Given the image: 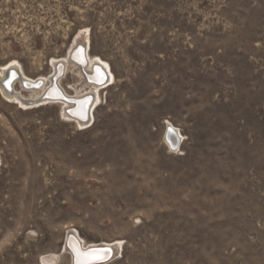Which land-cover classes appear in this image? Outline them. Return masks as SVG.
Segmentation results:
<instances>
[{
    "label": "rangeland",
    "instance_id": "obj_1",
    "mask_svg": "<svg viewBox=\"0 0 264 264\" xmlns=\"http://www.w3.org/2000/svg\"><path fill=\"white\" fill-rule=\"evenodd\" d=\"M88 54L86 129L0 94V264H264V0H0V69L74 97Z\"/></svg>",
    "mask_w": 264,
    "mask_h": 264
},
{
    "label": "bare ground",
    "instance_id": "obj_2",
    "mask_svg": "<svg viewBox=\"0 0 264 264\" xmlns=\"http://www.w3.org/2000/svg\"><path fill=\"white\" fill-rule=\"evenodd\" d=\"M78 50L75 53L74 60L79 62L81 66L85 68V65L80 61V51ZM88 61L90 67L89 69H85V71L87 72L91 70L92 65L95 64V69H97L98 74L101 76V81L95 80L93 77H90V79L92 80L91 82L98 85L89 86L86 83V85H88L91 90L86 94L72 97L65 91H60V89H58L57 84L59 83L60 78L58 76V73H61L67 67V63L62 61L54 62V73H52L53 75H51L50 77H39L37 79L28 77L24 73L20 64L16 62H10L8 65L0 69V94L8 102L20 104L25 109L37 108L42 106L41 104H45L48 102L63 103L67 105L66 109L69 110L67 114L70 117L76 119L81 125L80 127H82V129H86L94 119V109L97 106V102L99 101L98 94L101 89H104L101 85H103L104 87L107 85L110 86L114 78L110 66L107 63L103 62L101 59L97 57L91 58L88 54ZM50 85L54 87H52V89H49ZM17 86H20V89H22V91H30L35 93V96L26 97L22 91L17 89ZM166 130L167 143L171 144V149L174 152L178 151L181 146L182 140H184L183 135L181 134V132H178L177 128L173 124L170 123H167ZM108 250L112 253L115 249H113V247H107L105 250H100L97 247H93L90 251V254L86 257V259L83 260L96 258L101 255V252L104 253Z\"/></svg>",
    "mask_w": 264,
    "mask_h": 264
}]
</instances>
